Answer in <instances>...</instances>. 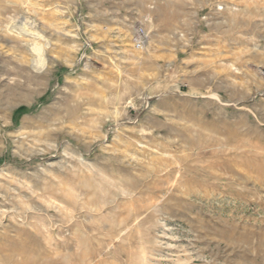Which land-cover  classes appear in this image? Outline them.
Segmentation results:
<instances>
[{"label": "rangeland", "instance_id": "374dc122", "mask_svg": "<svg viewBox=\"0 0 264 264\" xmlns=\"http://www.w3.org/2000/svg\"><path fill=\"white\" fill-rule=\"evenodd\" d=\"M0 264H264V0H0Z\"/></svg>", "mask_w": 264, "mask_h": 264}, {"label": "built area", "instance_id": "2783aa9c", "mask_svg": "<svg viewBox=\"0 0 264 264\" xmlns=\"http://www.w3.org/2000/svg\"><path fill=\"white\" fill-rule=\"evenodd\" d=\"M131 42L135 48H142L147 42V35L144 30L140 27L133 31L131 36Z\"/></svg>", "mask_w": 264, "mask_h": 264}]
</instances>
